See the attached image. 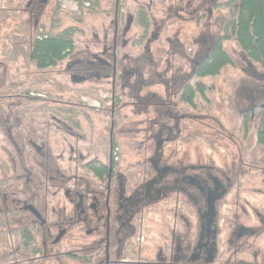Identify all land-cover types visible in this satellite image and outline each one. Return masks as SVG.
I'll list each match as a JSON object with an SVG mask.
<instances>
[{
  "label": "flooded vegetation",
  "instance_id": "af4514ba",
  "mask_svg": "<svg viewBox=\"0 0 264 264\" xmlns=\"http://www.w3.org/2000/svg\"><path fill=\"white\" fill-rule=\"evenodd\" d=\"M50 1L28 0L27 5L40 7ZM73 1L77 6V2ZM122 1L113 2L112 38L108 39L106 32L101 39L96 38L90 48V44H86L66 59L70 72L79 76L75 79L71 75L72 81L103 83L105 78L101 76L102 73H110L109 98L102 99L110 102L107 141L94 144V129H91V133L83 130V125L96 127L92 122L94 119L90 118L91 115L99 116L96 113L34 114L35 118L28 119L26 123L29 128L25 140L20 142L22 146L17 151L18 161L11 162V169L6 168L8 170L0 194V213L4 216L7 231L18 234L9 235L11 238L8 240L9 245L15 236L18 239L19 259L16 262L264 264V246L253 250V246L247 244L264 233V214L256 206L251 207L257 214L253 220L255 227L245 226L234 219L241 211L238 204L249 175L239 160L241 172L230 179L229 191L221 186L214 174L217 168L209 163L189 164L179 160L174 166L163 162L162 157L155 156L128 165L122 164V108L126 105L139 109L143 105V110H146L151 105L150 101L156 99L132 97L126 103L122 101L120 89L126 75H122V57L116 55V48L121 41L118 37V17L122 12L118 14L117 8ZM101 4L102 0H99V7ZM83 6L88 8L90 4L85 2ZM105 41L111 48L103 46ZM136 68L141 70L139 66ZM90 88L98 89V93L104 91L99 86ZM31 96L44 102H54L43 95ZM59 102L66 103L65 100ZM171 104L169 98L153 105L164 107L162 115L170 116ZM186 117L178 112L174 116L182 121ZM169 131L172 130L161 128L154 131L156 147L162 141V147L168 142L169 138L164 134L168 135ZM7 138L16 149L14 137L8 134ZM181 139V145H188ZM89 143H92L91 149ZM143 165L149 172L140 173L135 168ZM130 167L134 169L130 170ZM17 170V176H9L16 174ZM182 170L188 175V195L185 188L180 186L183 178L179 171ZM239 177L242 178L241 191L233 194L235 179ZM211 182L223 192L219 199H213ZM160 205L162 209L159 212L156 207ZM227 208L232 222L222 214V210ZM161 211L164 213L161 214ZM155 217L156 220H165V227H161L163 229L153 230L151 222ZM30 232L37 234L43 256L37 255L31 259L21 252V234ZM15 256L9 259V264Z\"/></svg>",
  "mask_w": 264,
  "mask_h": 264
},
{
  "label": "trees",
  "instance_id": "16d2710c",
  "mask_svg": "<svg viewBox=\"0 0 264 264\" xmlns=\"http://www.w3.org/2000/svg\"><path fill=\"white\" fill-rule=\"evenodd\" d=\"M3 1L0 0V34L8 12L3 7ZM75 1L80 17L75 13H67L74 22H83L81 15L84 11L89 15L99 13V0ZM145 1L147 2L123 0L117 8L118 14L122 12L118 17V37L121 41L116 48V55H121L122 75H126V78L122 79L120 95L124 97L127 90L128 93L130 92L127 96L138 97L148 86L162 85L165 97L170 98L172 103L170 114L178 112L188 117L211 120L235 140L241 167L249 174L261 172L264 169V0H199L196 6L189 2L190 15H195L193 21L195 27L203 24L206 27L209 26L210 30L211 23L216 21V16H219L217 33L211 35L209 31L202 32L194 41L200 48L193 51L191 58L186 54L189 45L187 48L184 46L183 49L174 37L164 41L160 28L156 27L152 20L151 6L153 4L150 0ZM167 1L168 4L172 2ZM85 2L90 4L89 8L83 7ZM177 8L174 11V8L169 6V24H172L175 17L180 15L182 10L177 11ZM57 15H59V9H56L53 16L55 20L51 22L49 28L45 29L43 26V34H38V26L33 28L31 25L30 29L24 28V31L22 26L16 25L12 33L0 35V62L4 65L22 62L24 67L33 68L40 75L47 76L50 70L75 54L80 45L82 49L83 29L69 26L58 30L60 24ZM132 30H136V34L129 40L127 38ZM153 43L160 46L167 45L166 51L170 53L161 71L157 70L162 63H156L152 56ZM103 46L111 48L106 41L103 42ZM229 48L236 51L249 66L258 70L253 79L257 81L256 84L260 89L254 96L252 95V98H249L251 103L246 108L238 109L236 106L243 72L230 55ZM131 49H136L139 55L131 56L128 53ZM176 56L190 58L188 61L190 69L187 74H183L182 71L177 73L172 71L171 65L177 60ZM137 66L140 67V71L136 68ZM147 66L148 71H145L152 79L149 81L145 80L142 73ZM15 87L18 91L19 87ZM30 89V87L22 89L21 95L16 98L27 102L39 101V106L36 108V112L39 113L87 114L86 111H92L93 108H88L81 102L82 96L97 100L103 106L107 101L110 104L109 100L103 101L99 97L98 89L90 88L88 91L76 90V95H73L66 103L56 99L52 102L54 104L52 106L49 102L32 97ZM36 91V94L43 93L47 95L46 97L49 95V92L42 89ZM148 97H155V95L150 94ZM115 106H117L116 103ZM174 123L183 128V122L179 118H174ZM182 140L184 144L197 142L205 149H214V143H216L213 138L199 134L188 135ZM135 168L140 173L149 172L145 165ZM131 169L134 168L130 167ZM63 171L65 175L67 170ZM179 174L183 178L180 186L185 188V193L188 195L186 189L189 185L186 182L188 175L183 170L179 171ZM2 184L3 182H0V189ZM211 186L213 199L222 197L223 192H220L218 185L211 182ZM234 187L233 194H238L242 188L241 177L235 179ZM9 235L12 237L18 234H10L7 231L4 216L0 213V246L8 244ZM19 246L21 252L31 259L44 254L42 247L39 246L37 234L32 232L21 234ZM17 259L19 258L16 255L15 259L11 260V264H29L26 261L17 263Z\"/></svg>",
  "mask_w": 264,
  "mask_h": 264
},
{
  "label": "rangeland",
  "instance_id": "374dc122",
  "mask_svg": "<svg viewBox=\"0 0 264 264\" xmlns=\"http://www.w3.org/2000/svg\"><path fill=\"white\" fill-rule=\"evenodd\" d=\"M28 0H4L3 7L8 10L5 16V23L3 25L0 35L9 34L14 31L16 25L22 26L27 30L30 29L31 25L37 27L38 34H43V26L45 29H48L51 22L55 20L54 14L56 9H59L58 22L60 26L58 30H62L69 26H77L80 30L83 29L84 36L81 37V42L83 41V47L87 44L89 48L91 45H94L96 38L101 39L102 36L107 32L108 39L112 38L113 33V2L114 0H102L101 6L98 8L96 15H89L84 11L82 16V23L74 22L73 18L68 16L67 13H75L78 17L80 12L73 0H51L48 4L41 6L37 5H27ZM144 2H147L143 0ZM151 4V16L152 20L156 27L161 30V37L164 39L175 38L178 40V43L181 44L182 48H187L186 54L189 57H192L193 51H197L200 48L199 45L195 44V39L199 37L202 32L211 33L214 35L217 33L218 29V17L216 16V21L211 23V28L209 26L201 25L195 27L194 16L190 15V7L188 6L189 2L193 6H196L199 3V0H171L168 4L167 0H150ZM175 1V2H174ZM169 6L174 8V11H180V15H177L172 24H169L168 15H169ZM84 7V6H83ZM183 7V9H182ZM86 8V7H85ZM89 8V7H88ZM165 8V10H163ZM170 18V17H169ZM168 23V24H167ZM32 30V29H31ZM34 31V29H33ZM136 34V30H132L129 35L131 39ZM81 46L78 48L81 49ZM165 44L157 45L153 43L151 45L152 56L154 60L162 63L157 71L164 69V61L170 57V53L166 51ZM97 45V49H98ZM127 52V51H126ZM131 56H138L139 53L136 49H131L128 51ZM229 53L232 56L233 60L242 69V78H241V89L237 96V107L239 109L246 108L251 103L249 98H252V95L260 89L259 85L256 84L257 81L253 77L258 73L257 69L249 66L243 58L233 49L229 48ZM169 54V55H168ZM190 58L176 56V61L172 63V71L180 70L183 74L189 72V60ZM68 62L64 61L56 68L50 70L47 76L40 75L33 68L24 67L22 62L16 64L4 65L0 62V182L6 178L7 170L6 168L10 167L11 162L18 161L17 151L18 148H21V143L25 140L27 134V129L29 126L28 119L35 118L33 115L38 114L36 112L38 102H27L22 101L16 96L21 95L22 89L30 87V95L36 94L38 89L45 90L49 92L47 99L49 100H71L73 95H76V90L88 91L92 86H99L104 91L98 93L101 99L109 98L110 90V73L103 72L102 77L105 78L103 83L96 82H83L82 80L77 82V80L71 79V75L75 76L77 79L78 74H72L68 68ZM148 69V66L144 68L142 72L145 80L149 81V73L145 70ZM148 71V70H147ZM154 71H156L154 69ZM179 71V72H180ZM245 77V78H244ZM152 80V79H151ZM164 80V79H163ZM155 81V80H154ZM133 82V81H131ZM90 84V85H89ZM18 91H16V87ZM74 90V91H73ZM36 92V93H35ZM128 91H125L124 97H122L123 102H128L132 97L127 96ZM130 93V92H129ZM128 93V94H129ZM39 95L45 96L43 93H38ZM152 94L155 95V100H151L150 106H147L148 109L143 110L144 106H139V109L129 108L126 106L122 108L123 121L121 124V146L120 150L122 152L123 165H128L137 161H142L148 158H155V156L162 157L163 162H167L171 165L176 166L179 160L189 164H212L217 168V172L214 173L217 179L222 184L223 188H226L228 191L230 189V179L235 174H240L239 168V154L237 151L235 140L232 139L225 131L219 128L214 122L209 119H200L194 117H186L183 122L182 131L179 130V126L174 123L175 114H169L170 116H163L165 108L159 105H153L157 102H162L163 99L166 101V94L162 85H151L148 86L141 94L139 98H148ZM47 96V95H46ZM81 102L90 108H94L92 111L87 110V114H98L99 116L91 115L90 118L94 119L92 122L95 124V128L83 125L84 132H90L91 129L94 135V144L97 141H107L108 133V114H109V103L103 106L98 103L96 100L83 97ZM159 99V100H157ZM47 103V102H46ZM45 103V104H46ZM50 105H54L49 102ZM42 104V102H41ZM153 105V106H152ZM153 108H152V107ZM102 110H101V109ZM138 114V115H137ZM165 117V118H164ZM37 118V117H36ZM98 118L100 120H98ZM164 119V121L162 120ZM21 122H25L22 123ZM163 126V127H162ZM34 128V127H32ZM169 129V134H164L165 137H168L169 140L163 145L162 141L159 146L156 147L155 140L153 139L154 131L157 129ZM153 130V131H151ZM91 131V132H92ZM90 132V133H91ZM8 134L14 137V140L17 143L16 149H14L9 140ZM188 134H200L208 138L215 139L214 149H205L200 146L197 142H192L186 146L180 144V139L183 136ZM163 138V136L161 137ZM22 140V141H20ZM89 142V141H88ZM39 144V142H38ZM92 144V143H91ZM91 144L89 143V149H91ZM93 144V145H94ZM182 146V149L180 147ZM208 147V146H207ZM95 146L93 147V149ZM177 150V151H176ZM176 151V152H175ZM175 152V155L173 154ZM157 154V155H156ZM17 168V166H16ZM12 173V172H11ZM18 174H10L9 176L15 177ZM15 175V176H13ZM2 190L0 189V194ZM1 199V196H0ZM229 199V198H228ZM169 200V199H168ZM167 200V201H168ZM230 200V199H229ZM165 203V202H164ZM241 211L235 217V221L245 226L255 227L254 219L256 212L251 210L252 206H256L262 214H264V171L261 173L249 174L244 184V191L240 203L238 204ZM158 211L162 209V206L156 207ZM228 209H223L222 214L228 219L229 222H232V216L228 213ZM225 210V212H224ZM163 214L164 212L161 211ZM230 215V216H229ZM230 219V220H229ZM232 219V220H231ZM165 222V220L163 219ZM162 220H155L151 222L152 228L154 231L163 229L166 223H163ZM17 237L13 238L10 244L6 246H0V264H9V259L13 255H17L18 251V242ZM247 243L250 247L253 246V250L261 249L264 246V233L260 236L249 240ZM11 246V247H10ZM249 247V248H250ZM153 251L155 248L152 249ZM251 250V248H250ZM45 264V263H44ZM46 264H54L47 262Z\"/></svg>",
  "mask_w": 264,
  "mask_h": 264
}]
</instances>
